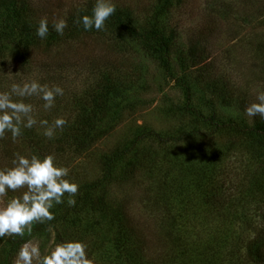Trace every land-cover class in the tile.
I'll return each mask as SVG.
<instances>
[{
	"label": "trees",
	"instance_id": "trees-1",
	"mask_svg": "<svg viewBox=\"0 0 264 264\" xmlns=\"http://www.w3.org/2000/svg\"><path fill=\"white\" fill-rule=\"evenodd\" d=\"M173 1L157 0L159 14H170L175 6ZM92 7L86 8L90 14ZM76 11L65 18L68 27L63 36L52 30L51 22L48 37L40 40L35 36V29L43 17L37 6L31 0H9L0 13V66L10 61L25 74L29 73L33 51L40 46H55L72 40V33L83 31L74 22L83 11ZM159 14L154 13L152 23L143 26L128 9L116 8L105 25L118 27L136 41L148 45L168 75L172 71V57H175L179 70L170 77L182 91L185 101L179 109L182 127L173 134L164 135L153 129L139 128L126 146L103 154L100 177L79 185L74 206L67 205L66 194L60 205L67 207L61 212L60 205L55 206L53 221L34 224L30 236L0 239L4 245L0 249V264H12L25 240H46L51 236L55 243L67 240L66 226L71 218L89 213L104 219L105 237L128 264H264V167H256L254 171L244 169L243 188L235 187L226 194L216 183L213 159L222 143V150L228 144L237 143L244 148V154L263 152L264 120L255 116L247 121L244 106L247 99L251 102L248 93L220 76L210 82L211 98L218 106L237 107L238 113L224 116L212 103L208 115L205 109L191 105L197 77L205 79L211 75L203 73L206 64L201 61L197 46H180L176 33L168 30ZM259 46L264 49L263 41L258 42ZM35 65L33 79L64 89V95L58 96L54 107L48 111L41 107L42 101L31 97L33 104L39 105L36 119H48L51 123L62 117L67 124L56 130L52 140L42 135L39 124L23 131L21 136L41 155H54L58 165L64 166L66 159L73 162L76 156L87 153L95 142L107 137L121 122L124 111L134 104L123 98V88L113 81L109 72L99 73L98 79L87 77L80 88L70 89L67 65L66 68L50 63ZM2 74L0 72V82L4 78ZM140 144L146 148L144 156L139 152ZM192 144L191 150H177ZM121 159L126 161L118 171L116 165ZM70 164L65 166L70 168ZM161 171L163 178L152 180L151 176L160 175ZM122 186L141 190V205L150 207L152 216L158 219L154 237L147 239L139 233L128 212L125 196L121 199L111 196L112 189ZM69 234L70 239L75 238L73 230ZM150 246L159 250L152 251Z\"/></svg>",
	"mask_w": 264,
	"mask_h": 264
},
{
	"label": "rangeland",
	"instance_id": "rangeland-1",
	"mask_svg": "<svg viewBox=\"0 0 264 264\" xmlns=\"http://www.w3.org/2000/svg\"><path fill=\"white\" fill-rule=\"evenodd\" d=\"M8 1L0 0V13ZM31 1L40 11V16L47 18L49 23H53L58 18H66L77 12V9L83 11L82 15H90L86 8L95 3V0ZM112 2L118 9H128L137 19L136 22L143 26L152 23L154 13L159 14L160 7L157 0H112ZM173 5L175 6L170 14L163 16L159 14V17L168 30H174L180 46L183 48L187 44L197 46L201 61L206 64L203 73L206 76L211 75L205 79L197 77L191 105L205 109L208 115L212 103L213 108L224 116L238 113L237 107H221L212 100L210 82L218 79L219 76L223 80L226 78V81L230 79L245 94L248 93L251 102L247 99L244 107L254 102L257 91L264 89V49L262 46L258 47V42L263 41L264 44V0H174ZM70 18L69 22H71ZM71 35L72 40L62 41L55 46H40L33 51L30 74L27 72L26 75L10 61L1 64L0 72L3 73L4 78L0 82V91L8 90L12 82L19 83L34 78L35 63L65 65V68L67 65L72 85L70 89L80 88L87 77L98 79L99 73H111L113 81H117L115 83H119L123 88L125 95L123 98L133 101L134 104L124 111L121 122L107 137L95 142L87 153L72 158L73 162H68L66 159L63 163L64 166L71 163L68 165L69 179L80 185L83 182L97 180L102 171L101 156L123 145L126 146L133 140L139 128V130L153 129L162 135L178 131L182 127L179 109L184 106L185 101L182 91L170 77L179 70L174 56L172 71L168 75L153 57L148 45L141 44L118 27L105 25L104 31H81ZM9 72L11 74H8ZM25 102L33 104L32 98H27ZM33 107L37 118L39 105L33 104ZM251 118L245 115L247 121ZM26 130L31 129H23ZM140 132L144 133V131ZM142 145H139V152L144 156L146 148ZM223 147V143L218 146V153L213 157L216 164L214 171L218 187L227 194L234 191L235 187L243 188L241 180L244 169L254 171L256 167L257 169L264 167V151L252 155L244 154V148L237 143L228 144L222 150ZM193 148L192 144L177 150L182 152ZM17 152L24 155L36 153L41 157L44 156L31 143L30 145L25 143L23 136L13 141L10 134L6 133L5 137L0 139V168L11 166L13 154ZM125 161L121 159L116 165V170L123 166ZM163 171L160 175L151 176L152 180L162 179ZM22 191L23 189L15 193L10 192L4 199L18 196ZM111 196L115 199L125 196L129 205L128 212L139 233L145 235L147 239L152 235L154 237L158 228V219L152 216L150 207L141 205L140 201L143 199L139 188L122 186L117 190L112 189ZM66 207L60 205L59 209L62 212ZM71 219L66 226L67 240H70L69 232L73 230L75 233L73 239L87 244L88 256L93 264H128L109 238L105 237V221L100 215L80 214ZM34 241L39 242L42 253L52 246V236L46 240ZM3 246L0 240V249ZM149 248L152 251L159 250L155 246Z\"/></svg>",
	"mask_w": 264,
	"mask_h": 264
},
{
	"label": "clouds",
	"instance_id": "clouds-1",
	"mask_svg": "<svg viewBox=\"0 0 264 264\" xmlns=\"http://www.w3.org/2000/svg\"><path fill=\"white\" fill-rule=\"evenodd\" d=\"M116 12L112 0H95L91 14L78 15L74 21L83 31H104L105 22ZM68 27L65 18L52 23V30L60 36ZM49 35V22L41 18L35 29V36L44 40ZM8 74H11L10 72ZM5 74V75H8ZM64 89L58 85L49 86L38 79L29 78L19 83L12 82L8 90L0 91V139L5 134L15 141L23 129H31L39 124L42 135L48 140L55 137L56 130L63 129L67 121L58 117L51 123L47 119H36L32 103L27 98L36 97L42 101L41 107L48 111L54 107L58 96ZM248 117L259 116L264 120V89L256 93L255 101L244 109ZM70 169L58 165L52 154L40 156L36 153L24 155L14 153L11 166L0 168V239L5 237L23 238L32 233L34 224H44L55 219L52 209L64 203L74 206L79 185L69 179ZM23 189L18 196L8 197ZM55 233L53 232V237ZM93 264L87 252V244L81 240L70 239L55 243L45 253L41 252L39 242L25 240L13 259V264Z\"/></svg>",
	"mask_w": 264,
	"mask_h": 264
}]
</instances>
